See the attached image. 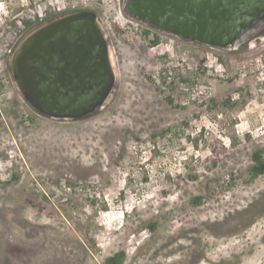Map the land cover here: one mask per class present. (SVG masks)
I'll list each match as a JSON object with an SVG mask.
<instances>
[{"label": "rangeland", "instance_id": "obj_1", "mask_svg": "<svg viewBox=\"0 0 264 264\" xmlns=\"http://www.w3.org/2000/svg\"><path fill=\"white\" fill-rule=\"evenodd\" d=\"M121 5L0 0V264H264V175L250 174L264 34L229 52L146 37ZM79 8L99 18L115 88L87 118L52 119L6 51L34 17Z\"/></svg>", "mask_w": 264, "mask_h": 264}, {"label": "water", "instance_id": "obj_2", "mask_svg": "<svg viewBox=\"0 0 264 264\" xmlns=\"http://www.w3.org/2000/svg\"><path fill=\"white\" fill-rule=\"evenodd\" d=\"M122 10L129 19L183 42L226 52L252 40L264 20V0H123ZM8 68L23 100L58 120L95 114L116 82L94 11L69 14L28 32L9 54Z\"/></svg>", "mask_w": 264, "mask_h": 264}, {"label": "trees", "instance_id": "obj_3", "mask_svg": "<svg viewBox=\"0 0 264 264\" xmlns=\"http://www.w3.org/2000/svg\"><path fill=\"white\" fill-rule=\"evenodd\" d=\"M50 14H54V12L53 13H48V14H45V15H50ZM38 18H40V17H34V19L28 21L26 23V27L31 25V23L36 21ZM114 29H115L116 32H120L121 31L118 27H114ZM143 34H144V36L147 37L148 34H150V30L149 29H145ZM157 41H158V37L155 36L154 41L152 42V44H156ZM251 160H252V163H253L251 165V167H250L251 178L253 179V178H256L258 176L264 175V150L263 149H257L255 151H253L252 154H251ZM197 200H200V199L198 198ZM123 257H124V253L123 252L115 253L111 257L107 258L104 261V264H122Z\"/></svg>", "mask_w": 264, "mask_h": 264}, {"label": "flooded vegetation", "instance_id": "obj_4", "mask_svg": "<svg viewBox=\"0 0 264 264\" xmlns=\"http://www.w3.org/2000/svg\"><path fill=\"white\" fill-rule=\"evenodd\" d=\"M122 3H123V0H122ZM121 7H122V5H121ZM84 11H92V10H90V9H88V8H79V9H72V10H64V11H61V12H58V13H54V14H50V15H44L43 17H40V18H38L36 21H34L33 23H31V25H29V26L26 28V30L24 31V33L19 37V39L17 40V42L20 41L21 38H22L24 35H26L28 32L34 30L35 28H37V27H39V26H41V25H43V24L50 23V22H52V21H54V20H56V19H59L60 17L67 16V15H69V14L79 13V12H84ZM122 11H123V10H122ZM123 13H124V12H123ZM124 15H125V14H124ZM126 17H127V16H126ZM97 18H98V17H97ZM132 20H133V19H132ZM261 22H263V23H260V24L257 25L256 32H254L252 39H254V38H258V37H260L261 35L264 34V20L261 21ZM98 23H99V26L101 27V29H102V31H103V28H102V26H101V23H100V21H99V18H98ZM145 27H146V26H145ZM146 28L149 29V30H151V32H153V31H157V30L151 29V28H149V27H146ZM103 33H104V31H103ZM104 35H105V34H104ZM105 37H106V41H107V44H108V47H109V43H108L107 36L105 35ZM17 42H16V43H17ZM16 43H15V44H16ZM14 46H15V45H14ZM14 46H13V47H14ZM12 49H13V48H12ZM109 52H110V50H109ZM8 57H9V55H8ZM7 62H8V59H7ZM98 65H99V66H103V64H102L101 62H98ZM74 72H76V71L74 70ZM10 74H11V73H10ZM11 77H12V76H11ZM12 80H13V79H12ZM76 85H78V84H76ZM79 85L82 86V84H81V80H79ZM30 107H32V106H30ZM32 109L35 110L33 107H32Z\"/></svg>", "mask_w": 264, "mask_h": 264}, {"label": "built area", "instance_id": "obj_5", "mask_svg": "<svg viewBox=\"0 0 264 264\" xmlns=\"http://www.w3.org/2000/svg\"><path fill=\"white\" fill-rule=\"evenodd\" d=\"M12 51V47H10L7 51H6V54L9 55Z\"/></svg>", "mask_w": 264, "mask_h": 264}]
</instances>
